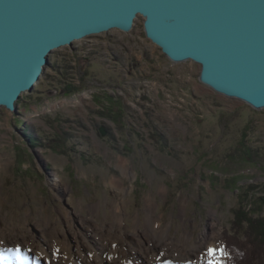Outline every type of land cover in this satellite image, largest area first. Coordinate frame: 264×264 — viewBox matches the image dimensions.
Instances as JSON below:
<instances>
[{
    "label": "rangeland",
    "instance_id": "1",
    "mask_svg": "<svg viewBox=\"0 0 264 264\" xmlns=\"http://www.w3.org/2000/svg\"><path fill=\"white\" fill-rule=\"evenodd\" d=\"M143 22L55 49L17 110L0 107V242L16 240L22 254L41 244L71 256L85 236L110 228L122 203L123 233L163 247L146 233L153 203L168 247L210 264L242 251L246 264H259L264 206L255 215L240 203L264 198V109L201 83L200 64L172 62ZM97 100L118 116L100 112Z\"/></svg>",
    "mask_w": 264,
    "mask_h": 264
},
{
    "label": "water",
    "instance_id": "2",
    "mask_svg": "<svg viewBox=\"0 0 264 264\" xmlns=\"http://www.w3.org/2000/svg\"><path fill=\"white\" fill-rule=\"evenodd\" d=\"M139 16L172 62L200 64L201 83L264 109V0H0V107L17 110L55 49L130 32Z\"/></svg>",
    "mask_w": 264,
    "mask_h": 264
},
{
    "label": "bare ground",
    "instance_id": "3",
    "mask_svg": "<svg viewBox=\"0 0 264 264\" xmlns=\"http://www.w3.org/2000/svg\"><path fill=\"white\" fill-rule=\"evenodd\" d=\"M119 165L121 166L125 175H131L133 173L132 168L128 165L127 159H120ZM120 182V181H119ZM118 179L112 178L110 183L114 187H118L127 193V188L120 185ZM148 218H147V231L149 236L153 233H157L159 240L157 243L165 245L163 247L158 245H146L144 240L140 238H129L121 230V225L125 223L124 206L122 203L118 204L113 212V223L110 228L97 230L92 237L93 240H89L85 236L86 243H81L78 250L73 251L72 255H65L61 251H56L53 255L52 246L41 245L34 248L32 246L25 248V252L21 253L20 243L13 242L8 243L4 238L0 242V264H42L41 261L46 264H174L171 260L162 259L160 255L172 253L175 255V262L180 261L185 264H210L202 263L200 260L194 259V254L186 253L183 251L174 250L172 247L166 245L165 239L167 238V229L161 226L160 221L155 217L154 204L149 203ZM118 228V229H117ZM118 232H113L114 230ZM121 230V231H120ZM185 238L189 239L190 236L185 233ZM15 241V242H14ZM18 241V240H17ZM13 243V245H11ZM38 243V242H37ZM18 248H15V246ZM47 244V243H46ZM32 245V244H31ZM173 245V244H172ZM20 247V248H19ZM161 247V248H160ZM174 247V246H173ZM23 249V248H22ZM67 253V252H66ZM178 253L182 256L187 255L185 258H177ZM201 256V255H200ZM58 257L55 261V258ZM214 257V256H213ZM68 259V260H65ZM217 259V257H215ZM215 258H212L213 261ZM218 261V259H217ZM207 262V261H203Z\"/></svg>",
    "mask_w": 264,
    "mask_h": 264
},
{
    "label": "trees",
    "instance_id": "4",
    "mask_svg": "<svg viewBox=\"0 0 264 264\" xmlns=\"http://www.w3.org/2000/svg\"><path fill=\"white\" fill-rule=\"evenodd\" d=\"M97 101H99V103L101 104V111L100 112H103L104 111V109L105 108H107V111H108V114L109 115H111V116H113L114 118L116 117V116H118L117 114H115V112H112L113 111V109L111 108V106L112 105H104V103L102 102V101H100V100H97ZM102 102V103H101ZM110 103V102H109ZM113 103H115V102H113ZM112 103V104H113ZM116 104V103H115ZM114 105V104H113ZM115 106V105H114ZM118 109H119V107H118ZM242 152H244L243 153V157L245 158V159H247V158H251V153L248 151V149H244ZM233 179V183H234V185H236L237 184V177H233L232 178ZM248 194V193H247ZM246 194V196L247 197H249V195H247ZM252 204H254V206L252 207ZM250 205V206H249ZM264 206V198H259V199H257V201H255V203H253V201L250 199V198H248L247 200H246V203H245V205L243 204V203H240V207L242 208V209H244L245 211H247L246 209H248V207H249V211H251V212H253V214H255L256 215V209H259V210H261L262 209V207ZM251 209H253V210H251ZM259 214V213H258ZM255 224H257L258 225V222H256ZM260 225V224H259ZM258 225V226H259ZM263 225V224H262ZM262 230H264L263 229V227H260V230L259 231H261V233H263L264 231H262ZM264 236V235H263ZM262 242H263V240H262ZM246 244V245H245ZM245 244L243 245V247L241 246V248L243 249V250H245L246 251V246H248L249 247V244L250 243H248V241H245ZM261 247H259L258 249L260 250V249H262V250H264V244L263 245H260ZM230 250H231V248H230ZM240 250L241 249H239V252H240ZM232 251V250H231ZM244 253L241 251L240 252V254L239 255H237V254H233L232 256H230L232 259H231V262L229 263V262H227L228 261V259H227V261L224 263V264H244V262H245V264H246V262L247 261H245L246 259L244 258V255H243ZM256 258H258V256H256V257H254L253 258V260L254 259H256ZM263 258H264V256H263ZM263 258H262V260L259 262V264H263L262 263V261H263ZM250 263H248V264H253L252 263V258L250 257ZM260 259V258H259ZM259 261V260H258Z\"/></svg>",
    "mask_w": 264,
    "mask_h": 264
},
{
    "label": "snow or ice",
    "instance_id": "5",
    "mask_svg": "<svg viewBox=\"0 0 264 264\" xmlns=\"http://www.w3.org/2000/svg\"><path fill=\"white\" fill-rule=\"evenodd\" d=\"M209 254L212 255V256H215L216 250L215 249H210L209 250Z\"/></svg>",
    "mask_w": 264,
    "mask_h": 264
}]
</instances>
